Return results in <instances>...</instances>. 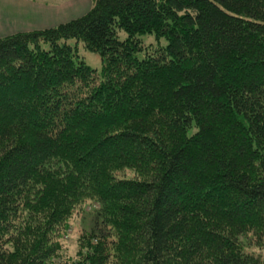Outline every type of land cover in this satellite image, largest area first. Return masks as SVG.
I'll return each instance as SVG.
<instances>
[{"label": "trees", "instance_id": "1", "mask_svg": "<svg viewBox=\"0 0 264 264\" xmlns=\"http://www.w3.org/2000/svg\"><path fill=\"white\" fill-rule=\"evenodd\" d=\"M86 198L101 235L69 262ZM245 234L264 243V0H92L0 36V264H264Z\"/></svg>", "mask_w": 264, "mask_h": 264}, {"label": "rangeland", "instance_id": "2", "mask_svg": "<svg viewBox=\"0 0 264 264\" xmlns=\"http://www.w3.org/2000/svg\"><path fill=\"white\" fill-rule=\"evenodd\" d=\"M82 4V3H80ZM78 5H75V8H77ZM80 7V5H79ZM88 11V10H87ZM86 11V12H87ZM118 35L120 39H123L126 37V33L122 30L118 31ZM139 38L141 40V43L146 46L145 48L150 50L155 45H158L159 43L165 44V39L161 38L160 40L156 39L154 34L152 33H144L139 35ZM68 44L73 46L75 48V51L78 53L79 57L82 58L89 66L100 69L101 67V59L98 53L93 52L89 49H86L82 42H77L74 38H69L65 40ZM43 46L46 48L47 44L44 43ZM139 57L143 56V52L138 54ZM126 177H131L133 175V171L130 169H126L123 171ZM120 172V173H123ZM119 173V172H118ZM43 183L38 182L37 185L32 186L30 192H29V200H35V204L37 200H45V192L42 193V186ZM44 204H46L45 201H43ZM101 205L97 203L93 198H86L81 203L77 204L73 213L71 216L68 217V219H65L63 221V224L58 232L57 237V244L59 246V253H61V257L71 262L75 256H77L78 252L84 251V248L79 247L80 241L82 240L85 242L94 243L96 240V236L101 235V229L100 225L98 229L94 228V224L100 223V218L97 216L98 211L101 209ZM46 210V209H44ZM26 217L29 215V213L24 214ZM99 221V222H98ZM98 227V226H97ZM118 234H117V232ZM104 233H108L110 237L112 238H118L119 243L121 246L124 242L131 240H128L127 237L123 238L120 231H118L114 227H108L107 229H103ZM250 234H245L242 238V244L245 247V251L251 252L256 255L263 256L262 259H264V243L262 244V241L260 242V246H256L254 244H249L250 240ZM127 240V241H126ZM254 242V241H253ZM264 242V241H263ZM2 241H0V244ZM4 246V245H3ZM3 248H10V244L5 245ZM125 252V251H124ZM54 262V259H52Z\"/></svg>", "mask_w": 264, "mask_h": 264}, {"label": "crops", "instance_id": "3", "mask_svg": "<svg viewBox=\"0 0 264 264\" xmlns=\"http://www.w3.org/2000/svg\"><path fill=\"white\" fill-rule=\"evenodd\" d=\"M91 5L92 0H0V36L57 25Z\"/></svg>", "mask_w": 264, "mask_h": 264}]
</instances>
